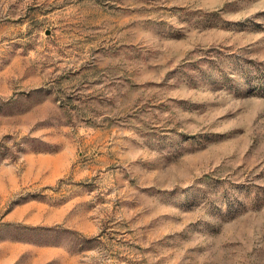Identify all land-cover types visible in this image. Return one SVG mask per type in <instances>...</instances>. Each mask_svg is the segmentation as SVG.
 Instances as JSON below:
<instances>
[{
  "label": "rangeland",
  "instance_id": "1",
  "mask_svg": "<svg viewBox=\"0 0 264 264\" xmlns=\"http://www.w3.org/2000/svg\"><path fill=\"white\" fill-rule=\"evenodd\" d=\"M0 264H264V0H0Z\"/></svg>",
  "mask_w": 264,
  "mask_h": 264
}]
</instances>
